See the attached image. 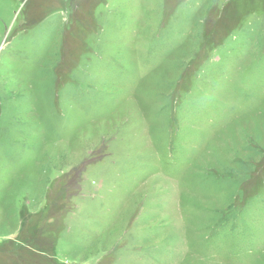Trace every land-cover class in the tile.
Here are the masks:
<instances>
[{"label": "rangeland", "instance_id": "374dc122", "mask_svg": "<svg viewBox=\"0 0 264 264\" xmlns=\"http://www.w3.org/2000/svg\"><path fill=\"white\" fill-rule=\"evenodd\" d=\"M0 264H264V0H0Z\"/></svg>", "mask_w": 264, "mask_h": 264}, {"label": "flooded vegetation", "instance_id": "af4514ba", "mask_svg": "<svg viewBox=\"0 0 264 264\" xmlns=\"http://www.w3.org/2000/svg\"><path fill=\"white\" fill-rule=\"evenodd\" d=\"M19 1V0H18Z\"/></svg>", "mask_w": 264, "mask_h": 264}]
</instances>
